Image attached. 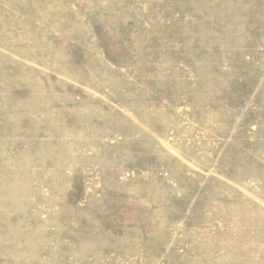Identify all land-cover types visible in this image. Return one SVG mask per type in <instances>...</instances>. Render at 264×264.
<instances>
[{
  "label": "rangeland",
  "instance_id": "obj_1",
  "mask_svg": "<svg viewBox=\"0 0 264 264\" xmlns=\"http://www.w3.org/2000/svg\"><path fill=\"white\" fill-rule=\"evenodd\" d=\"M0 264H264V0H0Z\"/></svg>",
  "mask_w": 264,
  "mask_h": 264
}]
</instances>
